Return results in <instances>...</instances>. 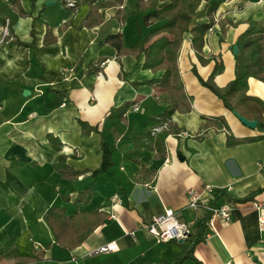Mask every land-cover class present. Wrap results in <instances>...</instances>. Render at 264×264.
Segmentation results:
<instances>
[{
    "label": "crops",
    "instance_id": "obj_1",
    "mask_svg": "<svg viewBox=\"0 0 264 264\" xmlns=\"http://www.w3.org/2000/svg\"><path fill=\"white\" fill-rule=\"evenodd\" d=\"M208 7V0H187L190 27L209 21ZM135 9L134 0L97 13L87 0L75 13L61 0H36L33 7L31 0H0V16L13 33L27 44L34 36L36 46L5 40L0 24V264H176L179 258L177 264H195L185 259L192 246L202 264H264V225L248 202L235 200L264 188L258 167L264 130L243 125L192 73L195 66L208 78L217 67L220 87L234 78L238 36L255 23L264 25V0L220 4L205 36L203 62L186 36L178 57L186 99L167 121L164 89L151 84L164 70L153 73L143 67V55L100 44L119 32L130 49L138 38L134 21L142 25ZM120 11L130 14L124 22ZM47 28L57 41L45 47ZM99 60L98 71L88 70ZM248 86L249 94L264 100L263 81L249 78ZM126 103L123 119L117 111L109 115ZM145 127L162 141L161 152L150 147V137H142L141 151L134 149ZM228 139L236 143L228 145ZM71 171L80 174L73 178ZM206 184L220 190L219 203L233 204L229 223L217 219L197 243V236L162 243L149 234L146 225L166 209L191 219L188 191L202 192ZM50 209L67 216L99 211L106 220L67 250L55 243L46 222ZM112 241L119 244L116 251L91 254ZM35 254L42 259L26 261Z\"/></svg>",
    "mask_w": 264,
    "mask_h": 264
},
{
    "label": "trees",
    "instance_id": "obj_2",
    "mask_svg": "<svg viewBox=\"0 0 264 264\" xmlns=\"http://www.w3.org/2000/svg\"><path fill=\"white\" fill-rule=\"evenodd\" d=\"M36 0H31L33 7ZM63 4H67L68 0H61ZM74 5L70 6V10L75 13L77 8L82 5L86 0H73ZM92 5V11L97 13L99 7L112 4H122L123 0H112L109 3L98 2L97 0H87ZM134 0L135 11L132 14H140L142 16V25L136 19L134 22L137 27L138 38L130 49L123 47V35L121 33L109 34L105 37L104 42L114 47L116 51L135 52L136 55L144 56L143 67L151 69L154 72L164 70L161 78L153 80L152 85L164 89V97L160 100L165 105L162 119L167 121L171 118L172 114L178 109L181 100H185L186 96L183 90V83L178 68V57L180 47L186 36L190 34L191 46L196 51L201 62L203 58L200 56L205 44V36L215 23V14L223 2L226 0H208L209 7L207 10V23L200 24L195 27H190L191 17L187 12V0H169V3L163 8H157L158 1L162 0ZM130 14L119 12V19L125 21ZM0 24L6 26V20L0 16ZM83 25V24H82ZM82 25L80 27H82ZM8 34L7 39H13L18 43L32 50H36L35 37L29 44L23 43L13 33L12 27L7 25ZM79 27V28H80ZM57 41V36L53 34L52 29L47 28L43 45L45 47L54 44ZM238 53L236 54L234 66V78L225 86L220 87L216 84L214 77L219 69L214 68L208 78H204L195 66H192V73L196 76L200 84L208 88L220 101L224 107L230 112H238L241 116L249 120L257 121V127L264 130V100L258 96L248 93V80L249 78L259 79L264 82V25L255 23L249 29L247 28L243 33L238 36ZM103 60L97 63H91L88 70L95 68L100 69ZM82 67L80 60L75 66L76 70ZM131 103L123 104L118 108L110 111L109 115L117 111L120 119L124 118V114L129 109ZM85 127V126H84ZM85 132L97 129L96 126L85 127ZM152 133V134H151ZM153 132L145 127L140 134L135 137V150L141 151L144 147L142 139L149 138L151 140L150 146L156 148L161 152L163 145L161 140H154ZM264 136H260L262 138ZM142 140V141H141ZM228 145H233L234 141L228 139ZM150 145V144H149ZM68 170V169H66ZM63 171V170H62ZM64 172V171H63ZM73 178L79 176L80 172L71 171ZM264 192V188L258 190L256 193L250 194L244 199L235 198L238 203L248 202L257 199V196ZM106 220V216L99 211H85L75 213L74 215L67 216L65 213L60 212L58 209H50L46 214V222L53 234L55 243L63 249L72 250L80 245L95 229L101 226ZM201 236L195 240L197 243ZM42 254H35L33 257L26 259V261L40 260ZM185 259H192L195 264H202L193 255V246L189 248ZM181 261L179 258L176 264ZM164 264V263H161Z\"/></svg>",
    "mask_w": 264,
    "mask_h": 264
},
{
    "label": "built area",
    "instance_id": "obj_3",
    "mask_svg": "<svg viewBox=\"0 0 264 264\" xmlns=\"http://www.w3.org/2000/svg\"><path fill=\"white\" fill-rule=\"evenodd\" d=\"M67 4L68 6L74 5L71 0H68ZM2 33L5 38L8 34L7 25L3 27ZM158 129L155 128L154 131H158ZM75 153L78 154V151L76 150ZM258 167L264 172V162L258 163ZM219 194L220 190L210 184H206L202 192L190 189L186 207L194 212V216L191 219H183L178 216L175 210L166 209L162 214L154 216L146 225V229L158 242L162 243L171 241L185 242L195 239V236L197 238L198 236L203 237L207 229L215 227L214 222L217 219L224 223L231 221V211H233L234 206L229 202L219 203ZM112 201L116 204L121 202L117 197L112 198ZM248 203L253 210L257 211L260 224L264 225V192L261 199H253L248 201ZM118 245L116 241H112L93 249L91 254L96 256L108 254L116 251Z\"/></svg>",
    "mask_w": 264,
    "mask_h": 264
},
{
    "label": "water",
    "instance_id": "obj_4",
    "mask_svg": "<svg viewBox=\"0 0 264 264\" xmlns=\"http://www.w3.org/2000/svg\"><path fill=\"white\" fill-rule=\"evenodd\" d=\"M234 52H235V54L238 53V47H237V46H235V48H234ZM28 93H29V92H28L27 90L24 91V95H27ZM233 114H234V116H236V117L239 119V121H240L243 125H245L246 127L250 128V129H254V127H256V125H257V121L246 119L245 117L241 116L238 112H235V111L233 112Z\"/></svg>",
    "mask_w": 264,
    "mask_h": 264
},
{
    "label": "rangeland",
    "instance_id": "obj_5",
    "mask_svg": "<svg viewBox=\"0 0 264 264\" xmlns=\"http://www.w3.org/2000/svg\"><path fill=\"white\" fill-rule=\"evenodd\" d=\"M73 3H74V1L73 0H71ZM145 2H148L147 0H145ZM68 3V2H67ZM70 7V6H69Z\"/></svg>",
    "mask_w": 264,
    "mask_h": 264
}]
</instances>
